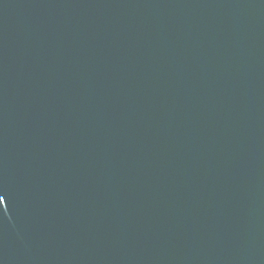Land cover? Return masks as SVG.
<instances>
[{
  "label": "water",
  "instance_id": "obj_1",
  "mask_svg": "<svg viewBox=\"0 0 264 264\" xmlns=\"http://www.w3.org/2000/svg\"><path fill=\"white\" fill-rule=\"evenodd\" d=\"M0 264H264V0H0Z\"/></svg>",
  "mask_w": 264,
  "mask_h": 264
}]
</instances>
